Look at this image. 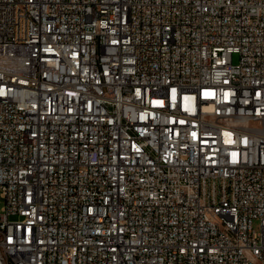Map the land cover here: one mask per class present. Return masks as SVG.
Returning <instances> with one entry per match:
<instances>
[{"label":"built area","instance_id":"1","mask_svg":"<svg viewBox=\"0 0 264 264\" xmlns=\"http://www.w3.org/2000/svg\"><path fill=\"white\" fill-rule=\"evenodd\" d=\"M0 196V264H264V0H0Z\"/></svg>","mask_w":264,"mask_h":264},{"label":"rangeland","instance_id":"2","mask_svg":"<svg viewBox=\"0 0 264 264\" xmlns=\"http://www.w3.org/2000/svg\"><path fill=\"white\" fill-rule=\"evenodd\" d=\"M232 60L233 62H237L238 61V54L237 53H234L233 56H232ZM3 205V199L2 197L0 196V212H1V206ZM254 227L256 228L257 225H254Z\"/></svg>","mask_w":264,"mask_h":264}]
</instances>
